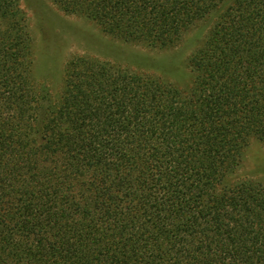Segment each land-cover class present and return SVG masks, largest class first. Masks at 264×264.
<instances>
[{"label":"trees","instance_id":"obj_1","mask_svg":"<svg viewBox=\"0 0 264 264\" xmlns=\"http://www.w3.org/2000/svg\"><path fill=\"white\" fill-rule=\"evenodd\" d=\"M52 1L159 49L213 22L188 90L77 55L54 95L0 0V264H264V0Z\"/></svg>","mask_w":264,"mask_h":264},{"label":"rangeland","instance_id":"obj_2","mask_svg":"<svg viewBox=\"0 0 264 264\" xmlns=\"http://www.w3.org/2000/svg\"><path fill=\"white\" fill-rule=\"evenodd\" d=\"M20 5L35 40L37 78L54 95L62 89L67 61L77 55L119 63L188 90L193 78L189 59L213 22V18L201 21L178 45L159 49L112 37L87 19L65 13L52 0H20ZM238 176L264 183V145L260 142L252 140Z\"/></svg>","mask_w":264,"mask_h":264}]
</instances>
